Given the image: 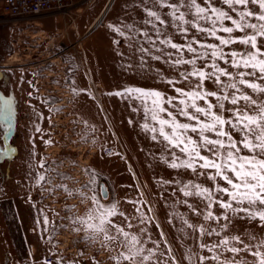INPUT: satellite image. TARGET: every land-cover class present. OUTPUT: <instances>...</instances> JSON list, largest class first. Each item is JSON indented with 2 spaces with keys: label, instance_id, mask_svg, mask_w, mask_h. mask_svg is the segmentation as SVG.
I'll return each instance as SVG.
<instances>
[{
  "label": "rangeland",
  "instance_id": "rangeland-1",
  "mask_svg": "<svg viewBox=\"0 0 264 264\" xmlns=\"http://www.w3.org/2000/svg\"><path fill=\"white\" fill-rule=\"evenodd\" d=\"M105 1L83 0L61 30H57L63 24L61 15L22 21L11 17L7 22L12 26L9 38L3 30L0 33V57L9 53L5 63L0 64L3 71L0 110L8 115L10 107V123L14 121L11 133L6 134L0 128V146L6 137L17 144L16 157L22 156L13 162L16 175L22 177L18 183L7 177L4 165L5 174L0 173V264H261L264 221L250 219L243 212L222 210L215 202L206 208L205 197H186L184 191L193 190L191 186L185 188L190 183L208 188L213 201L217 195L222 201H231L227 193H215L217 184L228 187L230 192L232 189L219 178L211 181L198 174L211 175L215 171L200 168L202 161L196 162V172L171 168L173 153L181 160L186 159L180 151L183 145L172 147L158 131H152L160 125L152 119L150 111L145 114L140 100L116 95L126 88L139 87L176 96L179 103L184 97L167 81L171 79L175 87L188 91L189 82L180 78L179 73L191 71L192 65L173 66L163 60H152L146 54L142 56L137 46L128 44L123 55L114 52L106 35L113 34L115 39L121 34L116 31L112 16L122 8L124 0H113L108 12L95 22L98 8ZM125 2L127 8L140 9L144 22L150 19L147 9L157 12L165 20L164 25L157 27L174 43L186 44L195 39L204 44H218L215 38L180 21L176 24L188 28L186 35L171 26L173 20L167 4L180 3L185 19H195L194 9L190 11L185 0H167L165 6L157 0ZM197 3L201 7L211 4L222 8L237 20L241 11H252L256 15L246 17L245 22L258 27L264 24L258 18L261 14L258 4L236 5L233 13L222 0H197ZM116 23L122 28L124 19ZM199 23L201 27L209 26L203 21ZM226 26L232 25L226 23ZM18 29L25 31L19 33ZM144 29L155 39L151 24H146L141 31L142 43ZM245 32L252 35L257 30H237L231 36L240 37ZM217 35L227 38L229 34L218 31ZM8 39L13 41V46L8 44ZM257 40L258 44H264V37L258 35ZM193 46L198 52L205 51L199 44ZM248 47L235 43L222 46V50L229 59L227 54L231 51L244 52ZM165 50L172 51L174 57L177 55L175 50ZM179 55L184 59L194 58L186 49ZM215 62L232 74L221 78L225 84L236 83L237 95L243 93L255 101L251 104L241 100L235 106L230 99L223 101L221 114L225 119H234V112L228 110L239 107L257 116L264 108V92L239 85L237 78L241 70H248L234 68L223 60ZM212 63V59L202 58L197 60L196 67L210 71L206 65ZM25 78L29 80V89L21 84ZM244 78L264 87V81L257 76ZM190 83L195 85L197 78L191 77ZM204 87L220 95L221 90L212 81H205ZM232 91L230 87L223 89L226 95ZM196 103L215 105L217 100L210 97ZM165 107L174 111L169 105ZM216 111L213 107V112ZM177 120L191 123L180 116ZM3 123L7 125L9 121ZM224 129L233 139L240 140L241 134L234 129L228 125ZM165 131L170 132V128L166 126ZM189 135L196 139L194 134ZM208 135L216 138L214 134ZM32 149H36V157L28 155ZM249 154L241 147L240 155ZM201 155L210 156L206 150H201ZM256 155L259 157V150ZM98 176L110 183L111 195L105 201L95 190ZM23 195L25 206L21 205ZM10 203L15 204L19 213L21 208L36 205L40 220L50 219V233L42 238L43 251L37 248L38 236L26 237L28 241H36V247H32L34 260L23 253L24 245L16 233V216L9 211ZM188 205H193L195 211ZM209 212L212 218L206 220ZM233 248L238 251H231Z\"/></svg>",
  "mask_w": 264,
  "mask_h": 264
},
{
  "label": "snow or ice",
  "instance_id": "snow-or-ice-1",
  "mask_svg": "<svg viewBox=\"0 0 264 264\" xmlns=\"http://www.w3.org/2000/svg\"><path fill=\"white\" fill-rule=\"evenodd\" d=\"M188 9H194L195 19L186 20L185 12L181 11L182 5L180 3L167 4L171 9L169 16L173 20L171 26L177 27L182 35H186L188 28L180 27L176 21L182 24L195 28L196 31L203 33L205 36H210L218 41L216 43H200L193 39L186 44L174 43L172 38L163 32V29L157 27V24L164 25L165 20L151 9H147V16L150 18L145 21V24H151L152 30L155 34V39L147 31L143 33L144 42L137 41L139 51L142 56L147 55L152 60H163L165 64L171 63L173 66L177 65H192L191 71H182L179 73L180 78L189 82V90L185 91L182 88L175 87V82L171 79L167 81L173 85L174 91L184 99H180L177 103L176 96H166L157 90H146L139 87L126 88L123 93H116V95L128 96L131 99L140 100L145 107V114L151 112L152 119L159 125V129L153 128L152 131H158L160 136L163 137L172 147H179L181 153L186 156V159L181 160L179 156L173 153L171 161V168H184L191 169L193 172L197 171V161H202L199 167L202 169H214V173L208 175L206 172L198 173L206 176L208 180L216 181L218 178L225 181L228 187H220L218 184L215 186V193H227L231 197V201L220 200L217 195L216 200L213 201L210 197V190L203 185L194 184L185 185V188L191 186L192 191H184V195L205 197V207L210 208L215 202L222 210L231 209L232 212H243L248 215L250 219H259L264 221V108L260 109L257 116H253L245 112L244 108L229 109L230 113L234 112V119H225L221 114L224 111L223 101L230 99L232 105H237L241 100L255 104L248 95L240 93L236 83L225 84L221 79L222 77H230L232 74L228 68L221 67L217 64L216 60H223L225 64H230L234 68H243L248 71L241 70L238 73L239 85L245 86L252 91L264 92V87L244 77L257 76L260 80L264 81V44H258L257 36L264 37V24L259 27L254 23H246V17H253L256 14L252 11H241L239 13V20L234 19L229 11L222 8L213 7L211 4L201 7L197 0H185ZM223 4L227 5L231 12H235L236 5H247L249 3L258 4L261 14L259 20L264 21V0H222ZM161 6H165L167 0H157ZM200 21L209 24L207 27H201ZM210 22V23H209ZM230 23L232 26H226ZM131 27L125 25V28ZM245 29H255L256 34L248 35L247 32L240 37L233 38L231 36L234 31H244ZM116 31L123 30L117 28ZM229 34L227 38L223 35H217V32ZM135 40V35L130 37ZM239 43L241 45L249 46L247 51L240 52L233 50L227 55L230 57L226 59V54L222 50V46ZM151 47H145L144 45ZM193 44H199V48L205 49L204 52H198L197 47ZM160 45V47H157ZM165 48L175 50L177 54L174 57L172 51H166ZM187 50L194 58L184 59L180 53ZM211 50L208 52L207 50ZM155 53H159L158 55ZM212 59L211 65H206L210 71H205L203 68H197L196 62L199 59ZM159 74V73H158ZM196 77L197 83L191 85L190 78ZM212 81L221 90L220 95L215 91H208L204 87L205 81ZM231 88L233 91L229 94H224L223 89ZM210 97H215L217 103H207L206 106H200L196 101H207ZM10 105V102H6ZM150 105V107H149ZM165 105H169L174 111H169ZM213 107L218 111L213 112ZM136 109H133L135 111ZM5 115L3 110H0V128L5 129V133H11V115ZM177 116L183 117L188 122H179ZM167 117V118H166ZM203 118V119H202ZM3 121H9L7 125ZM228 125L234 129L236 133L241 134L239 141L233 139L232 135L225 131L224 126ZM169 127L170 132H166L165 128ZM145 128L148 126L145 125ZM194 134L196 139H193ZM214 134L216 138H210L208 134ZM154 140L156 136L152 137ZM227 141V143L225 142ZM241 147L247 149L249 155H240ZM201 150H206L210 156L201 155ZM259 150V157L256 155ZM6 154V153H0ZM211 157H215L212 159ZM179 161V163L177 162ZM220 161V162H217ZM41 179H43L41 177ZM183 190V189H182ZM213 193V194H215ZM234 205H237L234 207ZM195 211L193 205H188ZM255 209V211H253ZM111 215V212H109ZM212 218V213L209 212L205 219ZM219 217H217L218 219ZM225 219L227 216L225 215ZM45 222L46 219H45ZM101 223L104 220L101 219ZM193 227L192 225H189ZM103 231V229H102ZM117 231H120L117 229ZM135 239V238H134ZM227 243V241H224ZM233 252L238 249H230ZM129 259V258H126ZM146 259V258H145ZM264 264V261L261 262Z\"/></svg>",
  "mask_w": 264,
  "mask_h": 264
},
{
  "label": "crops",
  "instance_id": "crops-1",
  "mask_svg": "<svg viewBox=\"0 0 264 264\" xmlns=\"http://www.w3.org/2000/svg\"><path fill=\"white\" fill-rule=\"evenodd\" d=\"M127 1V0H126ZM140 1V0H138ZM112 2L113 0H106L105 2H102V4L100 5V7L98 8V11L96 13V18L95 20L101 15V13L105 10L104 15L108 12V10L111 8L112 6ZM124 4L122 5V8H120V10L116 11V15H113L112 17V23L113 25H116L115 28H119L121 30H123V35L118 34L116 36L115 39H113V34H111L110 36L106 35V39L108 44L111 45V48L114 50V52H122L121 55L124 54L125 50H126V45L128 44L129 46H137L138 50H139V44L137 43V41H140L142 43L141 40V31L142 28L146 27V24L144 22V19H142L143 17L141 16V12L140 9L138 11H136L137 6H134V8H130V6H128L129 8L126 7V2L125 0L123 1ZM123 9V10H122ZM7 17L6 11H5V0H0V33L2 32V30L7 33L8 38H9V31L12 30V26L9 25L7 23V20L4 21ZM115 18H117V21H120L121 19H124V25L121 28L119 26L118 23L115 22ZM20 21L25 20V19H19ZM19 20H14V21H19ZM13 21V22H14ZM40 23V22H39ZM7 24V25H6ZM42 25V22L40 23ZM64 24H66L63 21L62 26L57 27V30H61L64 27ZM125 25H130L131 27L129 28H125ZM25 29H18V32H24ZM148 30L144 29V32ZM16 31V33H18ZM151 32V31H150ZM153 32V31H152ZM133 35H135V40L130 39V37H132ZM132 40V43H131ZM8 44L9 43V39H8ZM145 47H150L148 45H144ZM9 53L6 54L5 57H0V64H4L5 60L8 59ZM21 84L25 87L27 86L26 89H29L28 87V79H22L21 80ZM33 88V87H32ZM36 138V136H35ZM35 187H33L31 189V193L33 192ZM9 211L11 214H14L16 216V233L18 235V237H21L22 242H23V253H27L29 254V258L30 260H34L35 259V255L33 256V259L31 257V254L33 252L32 247H36V241L38 240L40 245L37 246V248H39L41 251L42 250V242L44 241L43 236L44 235H49L50 233V219L49 221H47L46 223L40 220V215H39V211H38V207L36 205H33L30 208H21V212H18V209L16 208L14 203H10V207H9ZM19 214H22L21 217ZM35 232V233H34ZM39 232V233H38ZM34 233V234H33ZM36 241L33 243L32 241H28L26 237H37ZM44 244V243H43ZM20 245V243H19ZM21 246V245H20ZM32 250V251H31Z\"/></svg>",
  "mask_w": 264,
  "mask_h": 264
},
{
  "label": "built area",
  "instance_id": "built-area-1",
  "mask_svg": "<svg viewBox=\"0 0 264 264\" xmlns=\"http://www.w3.org/2000/svg\"><path fill=\"white\" fill-rule=\"evenodd\" d=\"M83 0H6L5 9L12 18L62 14L72 16Z\"/></svg>",
  "mask_w": 264,
  "mask_h": 264
},
{
  "label": "flooded vegetation",
  "instance_id": "flooded-vegetation-1",
  "mask_svg": "<svg viewBox=\"0 0 264 264\" xmlns=\"http://www.w3.org/2000/svg\"><path fill=\"white\" fill-rule=\"evenodd\" d=\"M2 76H3V71H0V77ZM13 122L14 121L12 120L11 126L13 125ZM35 150L36 149H32V151H29L31 153H28V155H31V157H34V156L36 157ZM0 153H6V154H0V173H4V170H3V165H4V167L6 168L7 177L11 181H14V184L18 183L22 177L16 175L15 166L13 162L16 159L17 160L20 159L22 156L20 158L16 157L17 155H19V148L17 144L13 143L12 141L7 140L6 137H4L3 144L0 146ZM95 190L99 193L101 199H103L104 201L109 199L111 195V188H110L109 181L106 178L101 177V176L97 177ZM31 194L32 193L30 191V195ZM21 202H22L21 205L25 206L26 200H25L24 195L21 198Z\"/></svg>",
  "mask_w": 264,
  "mask_h": 264
},
{
  "label": "bare ground",
  "instance_id": "bare-ground-1",
  "mask_svg": "<svg viewBox=\"0 0 264 264\" xmlns=\"http://www.w3.org/2000/svg\"><path fill=\"white\" fill-rule=\"evenodd\" d=\"M108 152H112V150L108 151Z\"/></svg>",
  "mask_w": 264,
  "mask_h": 264
}]
</instances>
